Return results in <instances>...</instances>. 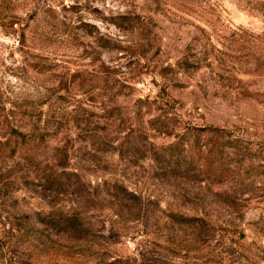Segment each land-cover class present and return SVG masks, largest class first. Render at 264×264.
<instances>
[{"label": "rangeland", "instance_id": "374dc122", "mask_svg": "<svg viewBox=\"0 0 264 264\" xmlns=\"http://www.w3.org/2000/svg\"><path fill=\"white\" fill-rule=\"evenodd\" d=\"M0 264H264V0H0Z\"/></svg>", "mask_w": 264, "mask_h": 264}]
</instances>
